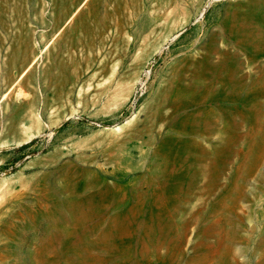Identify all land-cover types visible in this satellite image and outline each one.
Returning a JSON list of instances; mask_svg holds the SVG:
<instances>
[{
	"label": "rangeland",
	"instance_id": "rangeland-1",
	"mask_svg": "<svg viewBox=\"0 0 264 264\" xmlns=\"http://www.w3.org/2000/svg\"><path fill=\"white\" fill-rule=\"evenodd\" d=\"M0 264H264V0H0Z\"/></svg>",
	"mask_w": 264,
	"mask_h": 264
},
{
	"label": "crops",
	"instance_id": "crops-1",
	"mask_svg": "<svg viewBox=\"0 0 264 264\" xmlns=\"http://www.w3.org/2000/svg\"><path fill=\"white\" fill-rule=\"evenodd\" d=\"M22 140H24V139L22 138V139L16 140V142L22 141ZM1 142L3 143L2 145H4V144L13 143V142H15V140L14 139H9L8 141L4 140V141H1Z\"/></svg>",
	"mask_w": 264,
	"mask_h": 264
},
{
	"label": "bare ground",
	"instance_id": "bare-ground-1",
	"mask_svg": "<svg viewBox=\"0 0 264 264\" xmlns=\"http://www.w3.org/2000/svg\"><path fill=\"white\" fill-rule=\"evenodd\" d=\"M216 83V82H215Z\"/></svg>",
	"mask_w": 264,
	"mask_h": 264
}]
</instances>
